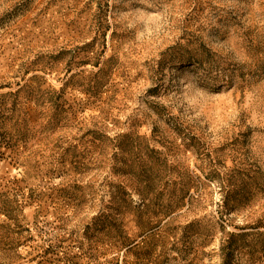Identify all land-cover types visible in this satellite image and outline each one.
Here are the masks:
<instances>
[{
  "label": "rangeland",
  "instance_id": "1",
  "mask_svg": "<svg viewBox=\"0 0 264 264\" xmlns=\"http://www.w3.org/2000/svg\"><path fill=\"white\" fill-rule=\"evenodd\" d=\"M0 264H264V0H0Z\"/></svg>",
  "mask_w": 264,
  "mask_h": 264
}]
</instances>
